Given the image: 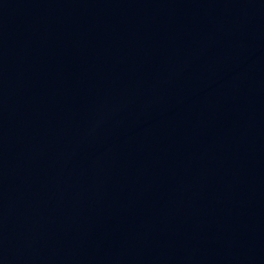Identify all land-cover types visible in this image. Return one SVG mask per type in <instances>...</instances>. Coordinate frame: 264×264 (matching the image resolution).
Listing matches in <instances>:
<instances>
[{"label":"water","instance_id":"water-1","mask_svg":"<svg viewBox=\"0 0 264 264\" xmlns=\"http://www.w3.org/2000/svg\"><path fill=\"white\" fill-rule=\"evenodd\" d=\"M0 264H264V0H0Z\"/></svg>","mask_w":264,"mask_h":264}]
</instances>
